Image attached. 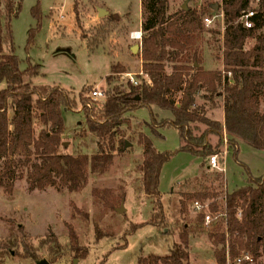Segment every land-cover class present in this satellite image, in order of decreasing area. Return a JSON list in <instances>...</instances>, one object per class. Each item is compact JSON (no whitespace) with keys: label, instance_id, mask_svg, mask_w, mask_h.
Returning <instances> with one entry per match:
<instances>
[{"label":"trees","instance_id":"trees-1","mask_svg":"<svg viewBox=\"0 0 264 264\" xmlns=\"http://www.w3.org/2000/svg\"><path fill=\"white\" fill-rule=\"evenodd\" d=\"M140 3L144 19L140 23L139 51L133 55L140 60L141 77L137 84L127 81L125 86H112L101 103L85 98L83 89L79 92V113L86 130L97 141L95 153L74 155L61 152L60 147L62 111L74 109L77 98L74 101L59 86L33 85L30 78L39 74L38 64L27 61L25 69H20L10 30V20L17 15L20 3L5 0L0 18V81L5 82L0 89V186L5 190L9 191L15 178L21 176H25L29 190H79L86 184L88 173H104L114 155L125 150L127 141L121 127L129 126L131 115L141 107L148 108L150 114V122L143 121L142 125L154 134L159 127L172 126L180 141L178 151L189 152L202 161L219 152L210 142L212 136L221 145L225 135L227 150L232 148L234 154L239 140L264 151V113L260 110L264 103V0L253 6L251 0H223L222 31L219 21L210 28L203 24V17L215 11L210 0H202L198 7L179 5L174 11H169L168 0ZM38 5L32 8L37 23L29 30L27 46L39 28ZM248 8L255 10L251 28L238 22L241 12ZM119 21L117 13H110L94 33H80V37L93 49ZM207 33L211 36L205 39ZM216 36L220 38L217 45ZM208 48L217 52L221 69L203 66ZM109 69L107 83L125 70L118 62L110 63ZM228 73L231 84L226 83ZM152 107L169 116L157 121L158 114ZM218 107L223 111L222 121L207 115ZM137 143L142 150V160L136 167L140 173L138 187L153 203L146 223L162 226L165 214L159 176L171 152L156 150L143 132L137 133ZM193 181L199 188L180 193L179 213L185 218L193 202L203 205L192 222L202 223L204 215H210L208 237L216 262L223 264L228 256L233 261L239 259L238 264H264V175L248 177L245 185L223 195L203 185L202 180ZM92 193L111 210L123 197L122 193L108 201L96 189ZM102 235L96 229V238ZM188 240L189 232L183 230L167 255L139 257L137 264H186Z\"/></svg>","mask_w":264,"mask_h":264},{"label":"rangeland","instance_id":"rangeland-1","mask_svg":"<svg viewBox=\"0 0 264 264\" xmlns=\"http://www.w3.org/2000/svg\"><path fill=\"white\" fill-rule=\"evenodd\" d=\"M18 1L20 9L10 20L14 54L20 60V69H25L27 61L39 65V74L30 78L33 85L59 86L69 92L74 101L83 89L85 98L101 103L105 96L91 97L90 92L95 87L105 94L114 85L125 86L129 78L125 73H130L134 79L141 77L140 62L129 51L130 46L138 44L129 38V33L138 30L144 19L141 0ZM4 2L0 0L1 20ZM37 2L39 28L27 46L29 30L37 23L32 15ZM183 2L193 7L202 0H168L169 11L176 10ZM99 9L107 13L98 16ZM110 13H117L120 21L98 46L89 48L80 33H94ZM204 36L208 39L211 35ZM215 39L217 45L220 38ZM216 55V51L206 49L203 66L220 69L221 62ZM112 62L120 63L125 70L116 73L107 83L105 78ZM167 70H170L169 63ZM4 87L5 82L0 81V89ZM72 106L74 109L62 111L64 130L60 151L93 154L97 138L86 130L78 98ZM151 109L158 114L157 121L169 116L155 107ZM260 110L264 113V103L260 104ZM210 115L215 120L221 119L220 109ZM143 121L150 122L146 107L135 110L130 125L121 127L123 138L128 142L125 150L114 155L104 173H88L86 184L77 191L54 187L29 190L25 176L16 177L9 191L0 186V264H37L42 260L49 264H137L139 257L167 255L173 244L179 242L183 230L189 232L186 264H218L208 237L210 226L204 221L192 222L197 215L192 205L188 206L185 218L179 213L180 193L198 189L195 179L215 188L220 195L231 192L245 185L248 177L264 175V151L239 140L236 154L232 148L227 150V145L223 153L224 142L219 145L212 136L210 142L218 146L216 154L223 169H211L207 159L202 161L189 152L178 151L180 141L175 128L159 127L158 135L142 125ZM202 127L199 125L200 129ZM138 132L145 133L156 150L171 152L159 176L165 214L162 226L146 223L153 212V203L138 187L140 173L136 167L142 160ZM93 189L108 201L113 196L119 198L122 193L123 197L111 210L100 196L92 193ZM96 229L103 234L99 239L95 236ZM223 264H234V261L226 256Z\"/></svg>","mask_w":264,"mask_h":264},{"label":"built area","instance_id":"built-area-1","mask_svg":"<svg viewBox=\"0 0 264 264\" xmlns=\"http://www.w3.org/2000/svg\"><path fill=\"white\" fill-rule=\"evenodd\" d=\"M211 2H213L214 6L215 4H217V10H215L213 12V14H211L210 16H204L203 17V24L205 27H211L215 21H219L220 23V27H221V31L223 30V11H222V3L223 0H210ZM251 3L253 5H256L258 3V0H251ZM255 16V10L253 8H248L244 11L241 12V14L238 17V22H240L245 28H251L253 26V17ZM129 38L134 41L137 42L138 44H140L141 41V30H135V31H131L129 33ZM140 74H142L140 72ZM126 77L128 78V81L132 84H137L138 79H134L133 77H131L130 73H125ZM227 79H226V83L231 84V80L229 79V73L226 75ZM91 97L94 99H97L99 97L104 96L103 91L99 88V87H95L91 92ZM222 141L224 142L225 146H224V151L223 153H226V145H227V140L225 135L222 138ZM207 165L209 168L211 169H218V170H222L223 167L221 166L220 161L218 160V156L217 154H213L210 155L207 158ZM192 210L194 212H199L201 209H203V205L200 204L199 202L195 201L192 203ZM203 221L205 224H208L210 221V215L208 213H206L204 215ZM245 259H248L247 256H244ZM240 260L237 259L236 261H234V264H238Z\"/></svg>","mask_w":264,"mask_h":264},{"label":"water","instance_id":"water-1","mask_svg":"<svg viewBox=\"0 0 264 264\" xmlns=\"http://www.w3.org/2000/svg\"><path fill=\"white\" fill-rule=\"evenodd\" d=\"M186 7V3L184 2L182 4V8H185ZM214 10H217V4H215L214 6ZM107 12L105 10H102V9H99V12H98V16H101L103 14H106ZM130 51L131 53H137L139 51V44H134L130 47ZM125 145L127 146L128 145V142H125ZM118 212H120L121 210L120 209H116ZM37 264H49L47 261L45 260H42V261H39Z\"/></svg>","mask_w":264,"mask_h":264},{"label":"crops","instance_id":"crops-1","mask_svg":"<svg viewBox=\"0 0 264 264\" xmlns=\"http://www.w3.org/2000/svg\"><path fill=\"white\" fill-rule=\"evenodd\" d=\"M183 3H184V2H183ZM183 3H182V4H183ZM182 4H180V5H182ZM186 5H187V3H186ZM199 5H200V4H199ZM199 5H198V6H199ZM198 6H197V7H198ZM139 29H140V27H139ZM139 29H138V30H139ZM137 59H138V58H137ZM138 61L140 62L139 59H138ZM221 68H222V65H221ZM221 68H220V69H221ZM216 109H220V111H221V117H220V118H221V119H220L219 121H222V119H223V111H222V108H221V107H218V108H216ZM216 109L209 110V111L207 112V115H208L209 117H211L210 114H212L213 111L216 110ZM211 118H212V117H211Z\"/></svg>","mask_w":264,"mask_h":264}]
</instances>
